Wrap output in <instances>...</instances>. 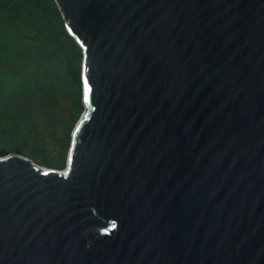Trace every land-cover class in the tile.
<instances>
[{"label":"water","instance_id":"1","mask_svg":"<svg viewBox=\"0 0 264 264\" xmlns=\"http://www.w3.org/2000/svg\"><path fill=\"white\" fill-rule=\"evenodd\" d=\"M54 1L84 111L0 152V264H264V0Z\"/></svg>","mask_w":264,"mask_h":264},{"label":"rangeland","instance_id":"2","mask_svg":"<svg viewBox=\"0 0 264 264\" xmlns=\"http://www.w3.org/2000/svg\"><path fill=\"white\" fill-rule=\"evenodd\" d=\"M29 48L20 34L0 29V60L7 78L0 92V128L6 129H0V152L26 156L41 167L64 171L70 131L84 111L78 105L83 85L79 87L65 63L37 68L27 54ZM10 94L19 96L8 106L2 96Z\"/></svg>","mask_w":264,"mask_h":264},{"label":"trees","instance_id":"3","mask_svg":"<svg viewBox=\"0 0 264 264\" xmlns=\"http://www.w3.org/2000/svg\"><path fill=\"white\" fill-rule=\"evenodd\" d=\"M0 29L10 31L14 35L20 34L25 38L30 47L27 54L37 68L53 63H65L80 87L82 48L67 31L65 21L54 0H0ZM4 66L5 64L0 60L1 93L7 84ZM18 96V94H10L2 98H5V105H13L18 101ZM81 99L82 101H78L79 111L84 109L83 94ZM0 129L1 132L6 131ZM69 141H71L70 149L73 142L71 135ZM16 151L19 154L23 153L21 149ZM30 155L34 156V153Z\"/></svg>","mask_w":264,"mask_h":264},{"label":"built area","instance_id":"4","mask_svg":"<svg viewBox=\"0 0 264 264\" xmlns=\"http://www.w3.org/2000/svg\"><path fill=\"white\" fill-rule=\"evenodd\" d=\"M33 163H35V162H33ZM36 164V163H35Z\"/></svg>","mask_w":264,"mask_h":264}]
</instances>
